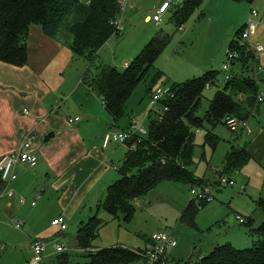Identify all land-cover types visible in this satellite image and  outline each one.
Wrapping results in <instances>:
<instances>
[{
	"label": "rangeland",
	"instance_id": "obj_1",
	"mask_svg": "<svg viewBox=\"0 0 264 264\" xmlns=\"http://www.w3.org/2000/svg\"><path fill=\"white\" fill-rule=\"evenodd\" d=\"M79 1L87 4L89 0ZM165 1L171 4L175 11L187 0H137L138 11L128 15L132 17L130 19L125 17L126 31L113 37L95 61V67L106 65L123 72L128 68L127 64L131 65L161 30L168 36L161 55L134 90L125 115L117 126H114L112 118L100 102L99 113L98 111L96 114L82 113V108L92 112L81 100V91H84L85 87L80 81L88 67L82 60L76 59L66 72L64 89L58 95L48 96L44 100L43 104L48 111L55 109L57 112L52 120H46L43 127L45 131L40 129L35 132L34 145L40 159L38 166L30 168L20 164L17 167L18 181L11 186L15 192L14 202L19 201V197L22 196L27 205L21 206L20 202L17 203L13 215L4 217L9 224L5 226L8 242L3 254L18 252L12 261L20 262L22 258L24 259L26 251L24 245L16 246L9 243L10 241H19L22 244V240L16 239L23 237L27 239L28 228L34 227L38 231L52 227L54 218L60 216H65L68 227L63 233L65 235L62 241L67 249L56 258V263L51 264H60L62 257H68L69 264H85L91 253H85L84 257L79 254L78 233L94 217L103 220L106 225L92 247L99 250L122 248L133 251L140 259L129 264H144L143 253L146 251L148 240L158 233L173 235L178 243L176 248L167 250L170 264L201 260L216 248L226 245L237 250H251L258 242L259 238L254 230L260 229L264 223V143L255 149L252 148L255 147L253 143L257 133L261 131L264 134V104L261 105V114L255 110L256 116L250 120L251 130L255 133L253 139L247 136L240 138V134L231 133L226 126L225 118L216 128L207 127L199 133L196 132L197 148L192 171L199 181H203L199 182L200 186L212 187L215 198L213 203L206 206L194 201L191 194L193 189L198 188L197 185L163 182L146 197L133 203L135 213L130 221H125L122 212L113 216L102 207L108 189L116 181L108 185L106 193H101L102 185L96 187L85 202H82L81 198L71 197L69 202L63 204L62 192L54 191L59 179L49 168V161L43 156V152L60 154L61 144L68 140V133L70 135L77 130L83 131L89 142L95 139V144H98L99 132L100 136L105 130L107 134H114L119 130L127 132L133 121L142 122L149 133L151 123L157 119L162 108L161 105H157L153 110L152 95L159 90L168 91L174 85L203 77L208 72H219L217 84L204 91L197 113L200 119H205L210 113L216 95L225 90L226 73L222 68L227 53L232 42L239 38L253 9L259 14L257 20L260 22V28L252 37V42L254 45L264 46V0H256L253 4L249 1L206 0L182 25L177 22L171 11L163 17L160 25L146 22L145 19L149 16L153 19L156 15L155 10L157 12ZM122 18L120 17L121 20ZM70 19L63 25L62 33H66ZM258 62L259 60L256 64L250 62L249 67L252 69L248 74L250 77L256 78L261 75L255 72V68L258 66L264 69V53ZM235 72H238V68ZM0 76L9 84L5 80L8 76L3 71H0ZM4 88L8 89L0 87L1 90ZM26 94V99L20 98L17 104L21 116L24 109L31 112L33 106L31 91H26ZM77 116L82 118L81 124L72 127L66 125L65 122L69 118ZM25 117L30 118L31 115ZM51 132H57V137L49 144H44L45 136ZM208 133L213 134L219 141L215 149L205 144ZM233 149L248 150L251 152V159L241 169L226 174L228 179L235 183L234 187H226L220 184V177L225 175L228 157ZM99 150L101 151V147ZM128 151V146L118 143H112L106 151L107 157H111L110 166L116 171L114 173H118L119 179ZM32 202H36V208L30 206ZM192 203L200 208L195 220L196 227L182 220L185 210ZM32 213L34 224L24 225L20 231L14 228ZM238 217L246 220L249 225L240 224ZM53 248L55 245L50 247V252ZM47 263L50 264L48 261Z\"/></svg>",
	"mask_w": 264,
	"mask_h": 264
},
{
	"label": "trees",
	"instance_id": "obj_2",
	"mask_svg": "<svg viewBox=\"0 0 264 264\" xmlns=\"http://www.w3.org/2000/svg\"><path fill=\"white\" fill-rule=\"evenodd\" d=\"M234 1L253 4L256 0ZM204 2L185 1L178 6L175 19L182 25ZM119 16V0H90L87 4L79 0H0V62L26 66L31 26L41 27L47 37L56 39L62 33L66 20L71 18L66 28L72 40L71 51L75 57L83 58L89 64L82 81L101 98L106 111L117 124L124 117L134 90L161 55L168 37L163 32L158 33L123 72L106 65L95 67L98 53L111 38L119 35L114 25ZM230 49L239 54L232 67L233 79L226 81L224 92L216 95L205 119H200L197 113L204 91L217 84L219 72H208L203 77L172 86V96L159 103L162 108H168L162 120L157 118L151 123L147 137L135 136L127 143L129 152L120 171L121 179L109 188L102 204L106 212L113 216L122 212L124 220L130 221L135 213L133 203L146 197L159 184L172 182L200 186L199 182L203 181H199L192 171L197 148L196 132L207 127L216 128L227 116L251 120L260 107L257 104L258 85L255 77L248 75L252 70L250 62L255 64L256 58L252 52L237 47L235 40ZM237 68L238 72H235ZM218 142L213 134L206 135L205 144L212 149ZM250 159L246 150L233 149L224 174L241 169ZM207 204L201 203L203 206ZM199 211L200 208L192 203L182 220L196 227ZM105 225L103 220L92 218L78 233L79 248L91 249ZM254 232L259 240L251 250L221 246L201 260L183 264H264V223ZM62 258L60 264L70 263L68 257ZM88 258L89 264H129L140 259L135 252L122 248L103 249L91 253ZM166 264H170L169 261Z\"/></svg>",
	"mask_w": 264,
	"mask_h": 264
},
{
	"label": "crops",
	"instance_id": "obj_3",
	"mask_svg": "<svg viewBox=\"0 0 264 264\" xmlns=\"http://www.w3.org/2000/svg\"><path fill=\"white\" fill-rule=\"evenodd\" d=\"M89 1L87 3H89ZM136 1L137 0H128L126 5V11L124 15H121V17H123L122 20L118 19L119 17L117 18L118 21L122 23L123 27L125 26L126 23L125 17H129L128 15L134 14L138 11V8L136 6ZM164 3H166V1L163 2L161 5H163ZM172 8L173 7L171 5L170 9L167 11V13L163 15V17L167 15L170 11L174 15L177 10L174 11V9ZM130 18L132 17H129V19ZM145 21L149 23L154 22L151 16L147 17ZM125 31L126 28L124 27L123 32ZM161 32L165 33L163 30H161ZM155 37H153L152 39H154ZM71 43L72 40L67 30L66 33H61L58 38L51 39L44 34L43 29L41 27L31 26L27 40V49H28L27 65L24 67H16L0 62V71H3L5 75L8 76L5 78V80L8 81L9 83L6 84V82L0 76V87L4 86L8 88V89L4 88L3 90L0 89V159L8 154L16 153L20 150L24 134L32 135L35 138V132L39 131L40 129L41 131H45L43 127L46 124V120L47 119L52 120L54 118V114H56L57 110L52 109L51 111H48L46 106H44L43 104L44 100L48 96L58 95L64 89V85L66 84L65 74L76 59L82 60L87 63L85 59L80 57H75L73 55L70 47ZM99 53H98V58H99ZM260 59H261V55L258 58L259 62ZM87 65H88L87 67L88 69L89 64L87 63ZM259 68L262 71L259 70L255 71L261 73L260 76L258 75L256 77V80L259 82H263L264 69L256 66L255 70ZM83 75L80 83L84 85L85 90L81 91V97H82L81 100L84 101V105L89 106L92 112H88L86 111L85 108H82V113L93 114L94 112L96 114V111H98L99 113L100 108H98L99 106L98 102H100L104 108L105 105L102 102L101 98H99L95 92L91 91L87 87V85L83 83L82 81ZM28 90L31 91L30 98L33 102V106L31 112H29L27 109H24L21 116L19 114L21 110L17 107V104L20 98L26 99V95H27L26 91ZM261 105L258 109L259 114H261V109H262ZM256 113L257 112H255L252 118L256 116ZM28 115L29 116L31 115V117L30 118L25 117ZM76 118H80V121L74 124L69 123L70 119H76ZM65 123L67 126L72 127L76 124H81L82 118L80 116H77L75 118H69ZM117 125L118 123L117 124L114 123V126ZM53 133L55 134L54 138H52L48 143H45L44 141V144H49L53 139L57 137L56 134L57 132H53ZM107 133H108L107 130H105L103 134H101L100 136V132H99L98 134L99 142L98 144H95V139L89 142L84 132L77 130V132H72L70 133V135L68 133V140L62 142L61 144L62 151L60 154L53 155V153L50 152L47 153V151L43 152V156H45L49 161L50 164L49 168L52 169L53 173L59 179V182L54 186V191L57 193L62 192L61 201L63 204L69 202L71 197L81 198V201L85 202L87 200L88 195L96 187L102 185L103 187L101 189V193L102 192L106 193V190L109 187L108 185H110L114 181L118 182L120 180L118 173H114L116 171L112 170V167L110 166L109 160L111 157L109 158L106 155V151L110 148L111 145H109L107 148H104L103 146L104 137L105 134ZM254 135L255 133L254 131H252L251 136L244 135L241 138L247 136L253 139ZM263 139H264V134L263 132L259 131L254 138L255 142L253 144L255 147H253L252 149L257 148V146L259 147L262 143H264ZM35 140L36 138L33 140V149H34V154L38 157V155L36 154V146L34 145ZM99 147H101V151L99 150ZM246 151L248 152V150ZM101 152H103V154ZM248 154L251 156V152H248ZM39 160L40 159L38 157V161ZM4 189H5V184L0 180V190H4ZM13 199L5 200L0 205V264H26L33 256L32 242L37 239L44 240L49 244L47 250L48 262L50 264L56 263V258L60 256L57 254V247L64 246L66 251L67 246L65 243L62 242L65 235L63 234L64 232H61L57 227H54L53 225L52 227H47L38 231H36L34 227L28 228L27 230L28 234H26L27 239L25 237H23L22 239H16V240H22L21 241L22 244H20L19 241L9 242L16 246L24 245L26 255L24 259L22 258L20 262L12 261L14 256L18 255V252L16 253L6 252L3 254V252L6 250L7 242H8L5 226L9 224L7 223L6 219H4V217L6 216L10 217V215H13V209L17 205V203H19V201L17 200H15L16 202H14ZM32 203H36V202H32ZM32 203L30 204V206L32 208H36L37 204L36 206H32ZM26 205L27 202L25 205H21V206H26ZM33 215L34 213L22 219L23 227L24 225L26 226L29 224L30 225L34 224ZM58 218H54V220ZM63 218H65V216ZM52 245H55V248H53L52 252H50V247ZM77 250L79 254L83 257L85 256V253L88 252L95 253L97 251H100L99 249H95L93 247L89 250H81L80 248ZM89 262L90 259L87 258L85 264H89Z\"/></svg>",
	"mask_w": 264,
	"mask_h": 264
},
{
	"label": "built area",
	"instance_id": "obj_4",
	"mask_svg": "<svg viewBox=\"0 0 264 264\" xmlns=\"http://www.w3.org/2000/svg\"><path fill=\"white\" fill-rule=\"evenodd\" d=\"M128 0H119L120 6V19L121 15H124L126 11V5ZM171 4L164 3L159 10L156 12V15L153 17V21L159 25L162 23L163 15L167 13L170 9ZM259 14L256 10H252L250 12L247 24L242 29L239 38L235 40V45L239 48H244L247 51L252 52L255 56V64L260 57V55L264 52V46L262 45H254L252 42V37L256 35L260 28V22H258ZM118 19L114 22V25L117 29V32L121 34L124 31V27ZM239 54L234 49H229L226 61L223 65L222 70L226 73V81H230L233 79L232 76V67L233 63L237 61ZM127 67L129 65L127 64ZM262 71L260 68L255 71ZM256 80V78H255ZM258 85V94H257V104L261 105L264 103V81L259 82L256 80ZM172 93L170 90L164 91L159 90L155 95H152V108L153 110L156 108L159 103L168 97H171ZM161 111L157 115V118L162 120L165 113L168 111L167 107L160 108ZM255 112L253 113L254 116ZM252 116V117H253ZM80 121V118L70 119L69 123L74 124ZM226 126L233 134H240L241 137L244 135L251 136L252 130L250 127V120H242L236 116H227L225 118ZM135 136L138 137H147L148 132L145 130L144 124L142 122L133 121L130 125V128L127 132L118 131L114 134H107L104 137L103 146L107 148L112 143H118L121 145L127 146V143L132 140ZM35 138L32 135L24 134L23 140L21 143L20 150L16 153L8 154L0 159V179L5 184V189L0 190V205L8 199L15 198V192L12 190L11 185L18 181V173L17 167L20 164H25L30 168H36L38 166V157L34 154L33 149V140ZM134 149V146L132 147ZM228 175H223L220 177V184L226 187H234L235 183L228 179ZM194 197V201L199 203H213L215 198L213 196L212 187L211 186H198L197 189H193L191 192ZM19 202L21 205L26 204V200L24 197H19ZM32 206H36V203H32ZM240 224L246 225L247 222L241 217H238ZM54 227H57L61 232H66L68 227L66 225V220L63 217L55 219L52 222ZM16 230H22L23 224H16L14 226ZM49 244L44 240H34L32 242V250L33 256L26 264H48L47 258V250ZM178 246L177 241L173 237V235H169L166 233H158L152 236L148 242L146 251L143 253L144 264H166L167 259V250L172 248H176ZM3 249V248H2ZM65 253V247L59 246L57 247V254Z\"/></svg>",
	"mask_w": 264,
	"mask_h": 264
},
{
	"label": "water",
	"instance_id": "obj_5",
	"mask_svg": "<svg viewBox=\"0 0 264 264\" xmlns=\"http://www.w3.org/2000/svg\"><path fill=\"white\" fill-rule=\"evenodd\" d=\"M55 134L51 133L45 137V143H48L52 138H54Z\"/></svg>",
	"mask_w": 264,
	"mask_h": 264
}]
</instances>
